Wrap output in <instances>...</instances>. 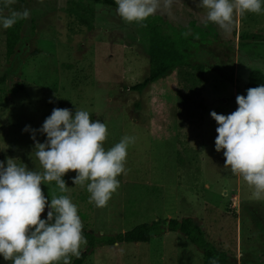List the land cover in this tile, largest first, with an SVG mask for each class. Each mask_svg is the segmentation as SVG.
<instances>
[{
  "label": "rangeland",
  "instance_id": "1",
  "mask_svg": "<svg viewBox=\"0 0 264 264\" xmlns=\"http://www.w3.org/2000/svg\"><path fill=\"white\" fill-rule=\"evenodd\" d=\"M197 2L173 0L169 10L154 15L175 25L191 24L196 40L191 42L188 29L181 28L176 40L187 61L209 57L204 72L175 67L134 91L130 86L148 73V31L137 22L123 21L117 5L101 0H16L5 8L0 0V15L30 11L28 19L9 28L18 35L9 57V29L0 26V161L12 158L42 171L32 132L24 131L25 126L39 129L53 108H68L73 114L86 110L106 124V150L125 135L135 137L127 149L126 175L117 177L120 186L106 207L89 203L86 187L73 183L74 171L63 177L66 193L59 192L55 181L41 185L49 202L52 195L69 196L83 229L96 236L157 219L192 217L206 239L228 252L234 264H264V199H256L253 189L224 167L223 150H215L218 125L210 115L234 112L236 96L247 94L249 73H264V0L260 14L234 15L229 31L204 23L206 9ZM74 3L91 9L89 25L71 12ZM215 32L226 55L222 58L203 47L217 41ZM207 34L211 36L204 38ZM215 68L229 70L231 79ZM36 139L43 143L46 134L36 133ZM46 209L42 219L47 218ZM203 263L201 250L182 232L165 231L148 242L97 246L83 264ZM0 264L11 262L0 256Z\"/></svg>",
  "mask_w": 264,
  "mask_h": 264
},
{
  "label": "clouds",
  "instance_id": "2",
  "mask_svg": "<svg viewBox=\"0 0 264 264\" xmlns=\"http://www.w3.org/2000/svg\"><path fill=\"white\" fill-rule=\"evenodd\" d=\"M16 0H4L10 8ZM195 2V0H194ZM173 0H115L116 13L125 22L141 23L157 12L167 11ZM206 9L204 23L229 31L234 15L260 14L262 0H198ZM30 11L12 10L0 15V26L13 27L26 20ZM236 96L237 109L227 115L211 111L216 121L215 150H223L224 167L241 178L256 199H264V84ZM32 132L35 157L42 171L18 165L12 158L0 161V256L11 264H71L87 241L78 208L67 195H52L50 202L41 185L55 181L60 193L68 192L63 177L70 171L75 186L90 194L89 203L106 207L126 175L127 149L135 137L125 135L109 149L105 123L93 120L86 110L53 108L39 129ZM36 133L46 134L41 143ZM47 211V218L42 214Z\"/></svg>",
  "mask_w": 264,
  "mask_h": 264
},
{
  "label": "trees",
  "instance_id": "3",
  "mask_svg": "<svg viewBox=\"0 0 264 264\" xmlns=\"http://www.w3.org/2000/svg\"><path fill=\"white\" fill-rule=\"evenodd\" d=\"M101 1L107 4L116 5L115 0ZM70 9L71 12L74 13L82 23L89 25L87 13H90L91 9L83 6L80 3H74ZM81 10L86 13H82ZM138 24L148 31L146 42L148 45L147 54L149 68L147 75L140 82L130 86L131 90L142 91L152 81L158 79L175 67L185 66L193 71H196L198 74H202L204 72L205 66L209 64V57L203 56L202 62H197L193 59H189V61H187L185 55L180 50L179 46L181 45H178L180 42L176 40V33L180 28L183 29L184 32L188 29L187 35L191 42L196 40L192 35L190 23L187 26L175 25L159 15H152L145 21ZM203 31L208 30L205 28ZM210 36L211 35L207 34L204 35V38H209ZM17 39L18 35L16 31L9 29L6 42V51L8 57L14 52ZM214 39H216L218 42L214 40L211 42L212 45H204L203 47L212 49L213 54L220 55L222 58V56L225 54L221 47V43L218 40L217 32H215ZM191 52L193 53V51H190L189 54H191ZM213 54L210 55V58H212ZM221 58H218V61L221 63L222 68L223 62ZM216 70L219 71L222 76L231 79V75L228 72L229 70L226 72H223L220 69ZM261 84H264V73L260 70H252L248 76V88L257 87ZM165 231L182 232L191 243L196 245L201 250L204 256L203 264H234L228 252L217 249L206 239L204 231L195 223L192 217L166 218L157 219L152 222H143L135 225L129 230L118 232L112 235L96 236L91 231L83 229V236L87 241V246L84 251L80 252L79 257H74L71 259V264H83L88 253L92 252V250L97 246L114 245L116 243L128 242H148L153 236L160 235Z\"/></svg>",
  "mask_w": 264,
  "mask_h": 264
},
{
  "label": "water",
  "instance_id": "4",
  "mask_svg": "<svg viewBox=\"0 0 264 264\" xmlns=\"http://www.w3.org/2000/svg\"><path fill=\"white\" fill-rule=\"evenodd\" d=\"M47 211H48V209H46V215H47Z\"/></svg>",
  "mask_w": 264,
  "mask_h": 264
}]
</instances>
